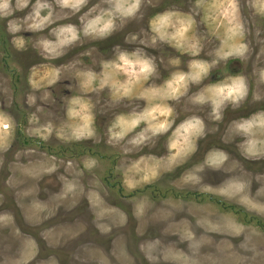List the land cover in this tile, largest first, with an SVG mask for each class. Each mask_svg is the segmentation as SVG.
Segmentation results:
<instances>
[{"label": "clouds", "instance_id": "obj_1", "mask_svg": "<svg viewBox=\"0 0 264 264\" xmlns=\"http://www.w3.org/2000/svg\"><path fill=\"white\" fill-rule=\"evenodd\" d=\"M0 34V264H264V0H0Z\"/></svg>", "mask_w": 264, "mask_h": 264}, {"label": "rangeland", "instance_id": "obj_2", "mask_svg": "<svg viewBox=\"0 0 264 264\" xmlns=\"http://www.w3.org/2000/svg\"><path fill=\"white\" fill-rule=\"evenodd\" d=\"M3 40H4V36L2 34H0V52H3L4 53V55L2 57H0V72H3L5 74H8V72H9L8 65L10 63H12L13 60H18L21 64H26V63L30 62L29 59H28V57H21V56L17 55L16 53H14L13 51L9 50L8 48L3 47ZM233 70H236V69H233ZM20 82H21V76L18 75V74H12V86L14 88H18ZM231 115H233V114L232 113H229L228 114L229 117ZM20 116L21 117L24 116V113L22 111L20 112ZM217 140H218V137H209V140L206 141V142H204L201 145V154L203 153L204 148L208 144H210L212 142H216ZM20 142L22 144H27L28 143V141L24 140L23 137L20 138ZM51 150H53V151L59 150L61 152L71 151L73 153H80V154H82L83 152H85L88 149L84 145H76V146L71 147V148L66 147V146H59V148H53ZM96 154L99 155L103 161H105L106 166L115 163V157L109 156L102 149L101 150H97L96 151ZM104 182L106 184H109L114 190H117L119 188L118 183L115 181V179L111 175L110 167L107 168V170H106V173L104 175ZM117 194L119 195L120 193L117 192ZM152 195L155 198V197H159V196L172 195V193L164 192V191H161L159 189H153L152 190ZM61 255H66V254L65 253H61Z\"/></svg>", "mask_w": 264, "mask_h": 264}, {"label": "flooded vegetation", "instance_id": "obj_3", "mask_svg": "<svg viewBox=\"0 0 264 264\" xmlns=\"http://www.w3.org/2000/svg\"><path fill=\"white\" fill-rule=\"evenodd\" d=\"M238 64V63H237ZM236 70H238V69H236ZM235 71V70H234Z\"/></svg>", "mask_w": 264, "mask_h": 264}]
</instances>
